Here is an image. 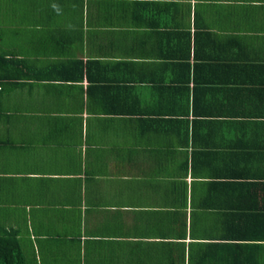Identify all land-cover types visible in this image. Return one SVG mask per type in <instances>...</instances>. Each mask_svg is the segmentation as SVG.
Here are the masks:
<instances>
[{
  "label": "crops",
  "instance_id": "0c3cea01",
  "mask_svg": "<svg viewBox=\"0 0 264 264\" xmlns=\"http://www.w3.org/2000/svg\"><path fill=\"white\" fill-rule=\"evenodd\" d=\"M7 53L0 230L30 262L264 264V0H0Z\"/></svg>",
  "mask_w": 264,
  "mask_h": 264
},
{
  "label": "trees",
  "instance_id": "16d2710c",
  "mask_svg": "<svg viewBox=\"0 0 264 264\" xmlns=\"http://www.w3.org/2000/svg\"><path fill=\"white\" fill-rule=\"evenodd\" d=\"M0 59H6L8 63L11 64H23L26 62V59L23 56L16 55L15 53L0 54ZM71 65H80V67L84 69L83 63L78 60H74ZM63 78L64 77H62V79ZM251 246H254L259 254L262 253L264 255V240ZM248 248L249 247L247 246L246 251L252 252V250ZM0 264H35L30 262L24 254L22 244L16 230H0Z\"/></svg>",
  "mask_w": 264,
  "mask_h": 264
},
{
  "label": "rangeland",
  "instance_id": "374dc122",
  "mask_svg": "<svg viewBox=\"0 0 264 264\" xmlns=\"http://www.w3.org/2000/svg\"><path fill=\"white\" fill-rule=\"evenodd\" d=\"M29 249L31 250V253L29 250L26 251V253L30 254V256H32V252L34 251V249L32 247L29 246Z\"/></svg>",
  "mask_w": 264,
  "mask_h": 264
},
{
  "label": "clouds",
  "instance_id": "9594fccd",
  "mask_svg": "<svg viewBox=\"0 0 264 264\" xmlns=\"http://www.w3.org/2000/svg\"><path fill=\"white\" fill-rule=\"evenodd\" d=\"M52 7H53L54 9H56L57 11H59V7H58L57 5L53 4Z\"/></svg>",
  "mask_w": 264,
  "mask_h": 264
}]
</instances>
